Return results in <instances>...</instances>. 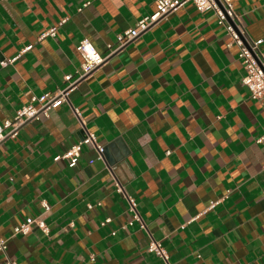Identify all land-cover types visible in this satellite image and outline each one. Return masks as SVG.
Instances as JSON below:
<instances>
[{"label":"crops","instance_id":"obj_1","mask_svg":"<svg viewBox=\"0 0 264 264\" xmlns=\"http://www.w3.org/2000/svg\"><path fill=\"white\" fill-rule=\"evenodd\" d=\"M154 2L0 0V123L82 72L79 40L108 55ZM234 8L264 53V0ZM243 74L237 45L191 1L107 56L66 103L0 142V264H163L151 240L171 264H264V101ZM85 129L112 146L99 156L83 144L73 166L55 159ZM126 196L144 229L121 227L132 218ZM28 216L48 233L14 234Z\"/></svg>","mask_w":264,"mask_h":264},{"label":"built area","instance_id":"obj_2","mask_svg":"<svg viewBox=\"0 0 264 264\" xmlns=\"http://www.w3.org/2000/svg\"><path fill=\"white\" fill-rule=\"evenodd\" d=\"M188 1H191L200 12H213L217 18L218 25L222 26L225 32L230 36L231 43L236 44L238 47V60L244 69L241 81L248 89L250 98L264 101V53L260 50L263 39H254L248 34L241 22L240 16L234 8L235 0H155L154 8L151 12L137 20L132 28L123 30L116 35V46H109L108 55H102L87 38L79 40L76 45V50L82 59V72L76 78L70 74L65 75L64 80L66 81V85L62 89L57 92H46L39 96H32L27 104L21 106L17 110L13 120L0 123V142L8 137L16 136L19 128L26 121L38 118L40 115L48 117L50 109L56 108L68 101L69 92L80 78L91 73L105 61L107 56L126 46L134 38L152 28L160 20L176 11ZM90 3L91 1H87L82 4V7H86ZM81 9L82 8H79V10ZM63 21L64 20H62V22ZM56 32L57 27L52 26L48 28L43 35L54 37ZM31 48V44L25 47L26 50ZM74 113L79 115L76 109H74ZM83 144L94 147L99 156L102 155L103 147L96 142L95 134L86 130L85 136L81 140L73 144L62 156H56L55 159L60 157L66 158L69 159L70 166L75 165L80 156V150ZM116 189L123 194L125 193L122 186L118 183H116ZM126 197L129 202L128 210L132 213V218L121 227L127 228L137 221L139 222V227L144 229L145 224L137 211L135 200L130 196ZM214 204L215 202H211L209 208H212ZM44 207L45 210L48 209L47 204H44ZM110 220V218H105L101 222V225H105L110 222ZM33 226L39 228L43 233H48L49 231L47 223L41 216H28L23 222L14 226L13 233L26 234ZM114 233L115 232H112V234ZM6 242L7 240L5 238L0 237V252L5 253ZM147 250L160 257L163 264H171L168 259V254L164 251L159 242L151 240ZM4 264L21 263L15 259L6 257Z\"/></svg>","mask_w":264,"mask_h":264},{"label":"water","instance_id":"obj_3","mask_svg":"<svg viewBox=\"0 0 264 264\" xmlns=\"http://www.w3.org/2000/svg\"><path fill=\"white\" fill-rule=\"evenodd\" d=\"M110 146H112V144H111V145H109L107 148H106V147H105V148H103V153H105V152L107 151V149H108Z\"/></svg>","mask_w":264,"mask_h":264}]
</instances>
